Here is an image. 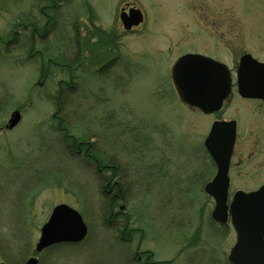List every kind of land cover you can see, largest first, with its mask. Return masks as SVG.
I'll use <instances>...</instances> for the list:
<instances>
[{"label": "rangeland", "instance_id": "obj_1", "mask_svg": "<svg viewBox=\"0 0 264 264\" xmlns=\"http://www.w3.org/2000/svg\"><path fill=\"white\" fill-rule=\"evenodd\" d=\"M126 3L142 10L144 25L119 41L126 56L113 75H85L77 67L80 60L110 58L114 50L105 38L89 41L94 28L79 13L87 15L91 6L96 26L107 29L114 26L115 8ZM46 5H61L63 13L55 16L51 37L34 46L30 29L22 28L20 40L5 46L17 23L36 22L42 32L46 20L39 10ZM78 30L89 35L84 53L71 42ZM185 54L224 63L236 83L242 56L264 63V0H0V263L25 264L53 209L65 204L81 214L89 238L80 246L55 247L53 264H129L145 250L154 253V261L228 264L236 235L231 226L212 222L214 202L204 189L216 169L207 163L203 145L216 120L251 122L253 131L254 118L237 94L214 116L182 104L171 71ZM49 59L71 64L75 89L60 95L59 82H68L69 73L51 65L46 75ZM16 112L22 121L10 132L5 126ZM54 115L78 141L100 144L102 161L117 166L127 195L117 206L125 205L130 215L132 244L120 238L126 222L108 224L105 182L73 154ZM118 142L122 152H111ZM240 146L236 156L247 151L246 165L234 171L232 192L264 183V144ZM252 153L255 159L248 160ZM105 173L108 179L114 174ZM191 240L196 249L186 248Z\"/></svg>", "mask_w": 264, "mask_h": 264}, {"label": "water", "instance_id": "obj_2", "mask_svg": "<svg viewBox=\"0 0 264 264\" xmlns=\"http://www.w3.org/2000/svg\"><path fill=\"white\" fill-rule=\"evenodd\" d=\"M143 14L134 9L123 21L131 30L143 23ZM172 81L180 101L205 115L221 111L232 92V73L229 68L211 58L190 54L180 58L172 70ZM239 94L244 98L264 99V64L246 55L238 70ZM21 113L12 115L10 129L21 121ZM237 134L235 122H216L205 141V147L218 167L206 192L216 201L213 218L231 223L237 233V244L230 256V264H264V186L257 192H239L228 206L230 188L229 169ZM88 233L82 216L67 205L57 206L43 227L37 251L62 243H80ZM28 264H36L30 260Z\"/></svg>", "mask_w": 264, "mask_h": 264}, {"label": "flooded vegetation", "instance_id": "obj_3", "mask_svg": "<svg viewBox=\"0 0 264 264\" xmlns=\"http://www.w3.org/2000/svg\"><path fill=\"white\" fill-rule=\"evenodd\" d=\"M135 8V6L133 4H125V5H121L119 7H116L114 12H113V16H115V22H114V26H109L107 29H101L100 26H96V22L97 18L95 16V9L92 8L91 6H88V14L85 15L84 13L82 14V12L79 13V18L82 21V23H84L85 25H87L90 30L93 29L94 34L92 35H88L87 33L85 34H81V31L78 30V34L76 36V39H71V42H73L74 44H76L77 46H81L80 48V53H84L82 47L85 46V42H86V37L89 36V41H91L93 44L95 43V41H99V38H105L107 40V44H109L108 48L111 46L113 51V56L111 55L110 58H102L99 57L97 58V56H91L89 57L88 61H84V59H82V55L80 56V60L78 62V66L79 68H81V70H83V72L85 73V75H90L92 77H94L95 75L101 73L102 77L105 73H108L107 71L110 70L111 75H113V73L115 72V69L118 68L117 65H119V63L123 60L124 56H126V54L124 53L123 50H126V47L123 46H119V41H121V39H126L129 37L130 33H133L134 30L136 29H132V30H127L125 28V24L123 21V16L125 19L130 18V14L132 9ZM94 10V11H93ZM56 11V13H54ZM62 9H61V5H46L44 8H41L39 10V14L41 16L45 17V24L44 27L42 29V32L40 30V28L38 27V24L36 22L34 23H17L16 25V30L12 32L11 38L8 41H5V46H9L12 42H16L18 40H20L21 35H22V28L26 31L27 29H30V34L28 35V41L32 42L34 46H36L37 41L39 40H43L45 37H51L52 32H53V28L55 26V18L58 16H61ZM94 12V14H93ZM97 13V12H96ZM74 17H76L77 15L73 14ZM56 16V17H55ZM66 16V15H65ZM90 17L91 19H86L87 17ZM99 20V19H98ZM94 21V23H93ZM92 23V24H91ZM144 23H145V15H144ZM143 23V25H144ZM142 25V26H143ZM79 27V26H78ZM59 36V35H58ZM61 39L63 41H69L70 39H67L65 35H60ZM74 37V35L72 36ZM25 38H27V35H25ZM70 42V41H69ZM32 45V46H33ZM84 45V46H83ZM107 48V49H108ZM82 49V50H81ZM34 51V49H33ZM32 51V52H33ZM126 52V51H125ZM37 53V52H35ZM30 58H32L34 55L33 53L30 54ZM41 58L43 60V55L40 53ZM248 55V54H245ZM98 56H100V54H98ZM35 58V57H33ZM121 64V63H120ZM56 66V67H60L61 69L68 71L69 73V81H60L59 82V87H60V95L62 94L63 90H68V89H75L76 87V78L73 77V73H74V69L72 68L70 63H60L58 61H54L53 59H49L48 60V69L46 71V75L49 72V68L50 66ZM239 66V65H238ZM126 67V66H125ZM127 70V67L126 69ZM44 73V72H43ZM104 73V74H103ZM80 80V84L82 87V82L81 79ZM79 84V85H80ZM237 94L238 95V100L242 103H244L245 105L250 106L249 109H247L248 111L252 112L251 116H253L254 119H252L255 123L254 127L255 128L253 131L250 130L251 126L246 122H242V120H216L217 121H221V122H235L236 126H237V134H236V141H235V147L233 150V154L231 157V163H230V169H229V178H230V189H229V202L231 200H233L234 196L238 193V192H245V193H252L255 192L257 190H259L262 186H264V183H262L257 189L255 190H250V191H245V190H236L235 192H232V186H233V175H234V171L236 169H242L245 165V158L244 155L247 151H242L239 155V161L236 162L237 158V150L239 148V145H241L240 147H244V148H248L251 145H253V147L255 148V144L257 145V148H261V145L264 144V100L263 99H259V98H243L239 95L238 92V83L236 81V83L233 81V85H232V94L231 97L226 101V103L223 106V109L225 107V105L228 103L229 100H231L232 98H234V95ZM60 97L58 99V103L60 102ZM59 107H60V103H59ZM222 109V110H223ZM254 111H261L259 112V114H256L253 112ZM220 113V112H219ZM213 114L210 116H214L217 115ZM55 120L58 121V132H64L66 138L68 139V142H70L71 144L68 145V147L72 148L73 150V154H75L76 157H81L83 159V162H86V164L90 167H93L95 169V171L97 172V176H99L100 180H104L105 182V186H106V191H105V196L110 198L111 201V213H110V220L108 222V224L110 226L115 225H120L123 224V222L127 223V226L123 229V231H121V241L125 242V243H130L132 244L135 240V236L134 233L135 231L133 230H127L128 229V225L129 222L131 220L130 215L126 212V207L125 205H118L117 203L120 202H125L126 200V192L124 187L122 186V184L119 183L118 181V177H116L117 175V166L113 163H106L103 162L101 157L99 156L98 152L101 151L100 144L98 143H93L91 141H86V140H81L78 141L75 137L71 136L68 134V131L64 130L62 128V122L63 120L60 119L57 115H54L53 117ZM214 122V123H215ZM6 129L10 132L14 131V130H10L8 129V125L5 126ZM3 131L2 129H0V134H2ZM263 139V142H261ZM119 143V144H118ZM116 145L112 146L111 148L109 147L110 151L113 153H118L119 150L122 152L124 145L122 146V148H119V145H121L120 143L122 142H118ZM251 144V145H250ZM245 150V149H243ZM204 151L206 153V161L207 163L216 169V174H217V165L214 162L213 158L211 157V155L207 152V150L204 148ZM254 153H252L251 156H249L247 159L248 160H254ZM105 172H114L113 176L110 177L108 179V175ZM215 174V176H216ZM212 177V180L215 178ZM211 180V181H212ZM210 181V182H211ZM207 196V199L211 202H214V208H215V201L211 196ZM214 223V221H212ZM214 225L218 226V227H229V224H225V225H219L214 223ZM88 226V225H87ZM89 228V226H88ZM89 232H90V228H89ZM85 243V242H83ZM78 244V245H82ZM141 245V243H140ZM140 245L138 247V250L140 249ZM188 249H196V243H192V240L190 241V243L187 245ZM54 249V247L48 248L46 250H43L41 252H37L36 247H35V253L32 257H30L27 262L25 264H28V262L30 260H35L36 264H53V257H52V250ZM49 253H51L49 255ZM137 259H131L128 261L129 264H174L172 262H164V261H154L153 260V256L154 253L148 250H145V252H139L137 251L136 253ZM45 257V258H44ZM7 264L4 261L1 262L0 264Z\"/></svg>", "mask_w": 264, "mask_h": 264}]
</instances>
